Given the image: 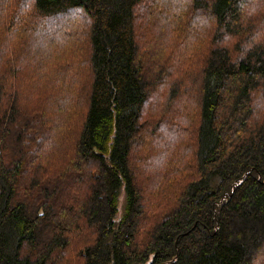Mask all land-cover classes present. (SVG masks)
<instances>
[{"label": "trees", "instance_id": "trees-1", "mask_svg": "<svg viewBox=\"0 0 264 264\" xmlns=\"http://www.w3.org/2000/svg\"><path fill=\"white\" fill-rule=\"evenodd\" d=\"M0 264H264V0H0Z\"/></svg>", "mask_w": 264, "mask_h": 264}]
</instances>
